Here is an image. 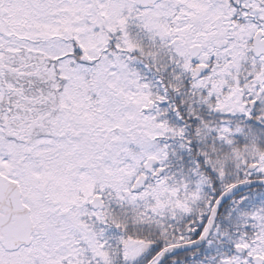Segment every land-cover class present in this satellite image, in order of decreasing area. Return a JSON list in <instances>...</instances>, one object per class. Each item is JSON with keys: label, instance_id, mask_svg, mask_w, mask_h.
Listing matches in <instances>:
<instances>
[{"label": "snow or ice", "instance_id": "obj_1", "mask_svg": "<svg viewBox=\"0 0 264 264\" xmlns=\"http://www.w3.org/2000/svg\"><path fill=\"white\" fill-rule=\"evenodd\" d=\"M0 264H264V0H0Z\"/></svg>", "mask_w": 264, "mask_h": 264}]
</instances>
